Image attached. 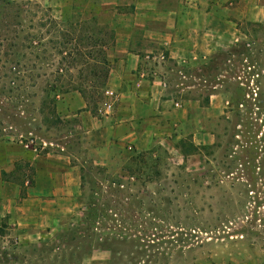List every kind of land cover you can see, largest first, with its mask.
<instances>
[{"label":"rangeland","instance_id":"obj_1","mask_svg":"<svg viewBox=\"0 0 264 264\" xmlns=\"http://www.w3.org/2000/svg\"><path fill=\"white\" fill-rule=\"evenodd\" d=\"M23 1L26 0L17 2ZM231 1L236 4L238 13L244 15L245 11L252 8L254 17L258 16L263 21L239 27L246 38L240 35L232 53L218 56L208 69L189 72L204 74L207 86L219 83L217 90L229 94L230 101L228 110L213 119H206L202 111L195 114L214 131L217 138L215 145L201 148L187 162L189 172L206 174L200 189L201 196L194 197L193 201L200 211L198 220L188 221L184 213L176 214L180 219H169L167 212L170 207L165 202L170 197L168 191L162 192L161 200H157L154 207L150 201L153 195L146 196L142 188L130 186L132 179L126 174V168L135 154L127 161L118 160L107 167L93 166L92 160L80 151L76 121H63L57 115L46 123L45 117L30 110L20 117L0 116V162L3 161L2 154L10 147L34 140V147L38 149L36 154L61 152L64 149L65 153L72 156V162L83 169L79 209L75 214L63 218L59 228L38 232L32 239H20L6 221L0 222V264H264V0ZM31 2L39 4L42 9L50 8L53 16L63 21L81 18L72 0ZM2 7L0 0V11ZM219 76H222L220 80ZM208 89L199 87L194 92L203 98ZM108 103L111 102L104 95L102 99L90 101V109H95V114L99 116L100 110ZM10 105L1 97L0 114H4ZM189 134L186 133V138ZM150 150H157L154 159H161L160 178L165 183L163 179L176 172L183 160L158 143L152 144ZM163 150L168 152L169 159H166ZM17 166V171L8 179L22 187L26 181H30L31 185L34 167L21 161ZM119 184H123L125 189ZM136 189L140 190L141 197L146 196V200L140 209L135 207L131 210H140L142 214L135 217L137 225L134 231L125 226L127 231L123 232L133 235L131 241L142 248L129 247L114 262L110 252L96 251L83 260L74 259L70 252L63 254L58 250L49 252L44 249L43 245L47 248L57 245L59 237L76 225L87 204L96 203V208L101 210L106 204L114 206L121 197L136 195ZM120 190L124 191L121 196ZM148 191L151 194L155 190L151 186ZM135 200L138 201L137 198ZM175 210L176 207H173L172 211ZM186 224H190L195 232H190ZM106 226L114 228L110 222ZM96 233L103 234L104 231L98 230ZM177 233L193 234L198 239L191 246L182 249L176 247L170 251L171 246L167 242ZM157 249L169 255L155 260L146 257L155 254ZM134 251L143 252L145 256H137L136 260H132L131 252Z\"/></svg>","mask_w":264,"mask_h":264},{"label":"crops","instance_id":"obj_2","mask_svg":"<svg viewBox=\"0 0 264 264\" xmlns=\"http://www.w3.org/2000/svg\"><path fill=\"white\" fill-rule=\"evenodd\" d=\"M72 3L82 20L113 34L107 51L111 71L106 93L112 96L106 97L111 103L99 116L78 92L62 95L56 103L61 120L76 121L80 151L93 166L127 161L154 143L179 156L180 142L190 137L196 147L215 145L214 131L195 114L202 111L208 120L224 114L229 94L217 90L219 83L207 86L204 74L189 72L207 69L216 56L230 54L240 35L246 38L239 27L262 23L252 8L240 14L231 0ZM199 87L209 88L203 98L194 92ZM63 150L40 155L15 145L2 154L0 222L6 221L20 239L59 228L63 218L79 209L82 168ZM20 161L34 167L33 184L26 181L22 187L2 179V173L14 174Z\"/></svg>","mask_w":264,"mask_h":264},{"label":"trees","instance_id":"obj_3","mask_svg":"<svg viewBox=\"0 0 264 264\" xmlns=\"http://www.w3.org/2000/svg\"><path fill=\"white\" fill-rule=\"evenodd\" d=\"M31 1L2 0L0 98L2 97L11 105L0 116L20 117L30 110L45 117L47 123L49 118L58 115L56 111L58 98L72 92H78L90 109V101L95 102L106 95L107 80L111 71L107 51L113 43V34L95 22L82 21L80 17L74 21L60 20L53 16L50 8L42 9L39 4H32ZM29 7H31L30 10ZM217 57L206 66L207 69ZM208 102L206 99L205 103L208 104ZM91 112L96 113L95 109ZM201 148L205 149V147H196L191 137L180 142L177 149L183 158V164L177 167L176 172L170 174V177L163 179L166 180L165 183L160 178L161 159H154L157 150L136 153L129 160L126 168V174L129 179H132L129 182L130 186L142 188L146 196L153 195L150 201L154 207L157 200H161L162 192L168 191L170 197L165 202L170 207L167 212L169 219H180L179 216L176 217V214L184 213L187 214L188 221H197L200 211L193 201L194 197L201 196L200 189L206 174L189 172L187 162L188 158L194 156ZM163 153L166 159H169L168 152L163 150ZM17 167L16 164V171ZM10 176L13 174L2 173V179L5 181H10L8 179ZM81 179L82 190L83 177ZM119 186L125 189L123 184ZM151 186L155 191L148 194ZM136 192L134 196L129 194V197H121L114 206L106 204V207L104 206L101 210L96 208V203L87 204L76 225L59 237L57 245L51 248L43 245L44 249L49 252L58 250L63 254L70 252L74 259L82 258L83 260L96 251L110 252L114 262L125 249L142 248L137 244L134 245L133 240L131 241L134 239L133 235L123 232L127 231L125 226L131 227L130 231H134L137 225L135 217L142 214L136 209H140L146 196L141 197L138 189ZM123 194L124 191L120 190V196ZM81 198L82 196H80V202ZM135 207L136 209L131 210ZM173 207H176L174 212ZM109 222L114 225L113 229L106 226ZM179 225L182 226V224ZM186 225H189L186 227L190 228V232H195L190 224ZM98 230H103L104 233L97 234ZM99 238L104 240L97 242ZM172 238L170 242H167L171 246L170 251L176 247L182 249L191 246L198 239L193 234L187 233H177L172 235ZM32 248L35 249L36 246L33 245ZM131 255L132 260H136L137 256H145V253L134 251ZM168 255L166 251L160 252L157 249L155 254L146 257L155 260Z\"/></svg>","mask_w":264,"mask_h":264},{"label":"built area","instance_id":"obj_4","mask_svg":"<svg viewBox=\"0 0 264 264\" xmlns=\"http://www.w3.org/2000/svg\"><path fill=\"white\" fill-rule=\"evenodd\" d=\"M106 96H112V94H109V93H106ZM22 137V136H21ZM22 139V138H21ZM22 143V142H21ZM31 145V146H30ZM33 145V146H32ZM43 145H45V144H43ZM26 148H28V149H30V150H32V151H34V152H36L37 153V151H38V149L37 148H35L34 147V140H30L28 143H26L25 145H24Z\"/></svg>","mask_w":264,"mask_h":264}]
</instances>
